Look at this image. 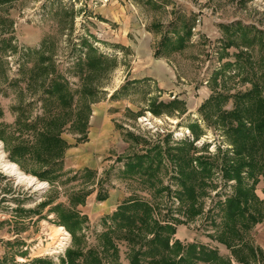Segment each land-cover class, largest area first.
I'll list each match as a JSON object with an SVG mask.
<instances>
[{
  "label": "rangeland",
  "instance_id": "1",
  "mask_svg": "<svg viewBox=\"0 0 264 264\" xmlns=\"http://www.w3.org/2000/svg\"><path fill=\"white\" fill-rule=\"evenodd\" d=\"M107 2L102 0L100 4H109ZM119 2L128 6L137 18L140 35H130L133 50L126 47L128 40H122L124 31H120V26L96 14V0H10L4 3L0 0V131L5 130L0 136L7 141L1 139L0 143L6 160L44 184L35 187L19 183L0 167V261L14 257L16 264H25L36 258H51L56 264H62L72 236L70 234L65 248H49L56 240L55 229L60 227L56 224V214L50 210L59 204L69 209L72 195L82 192L90 195L84 206L76 207L82 216L88 217L79 234L84 235L81 247L85 250L99 248V237L106 230L102 220L108 216L105 210L108 202L101 204L97 198L100 192L112 196L114 204L133 197L149 203L155 209L156 219L176 228L172 241L209 246L227 263L240 264L224 242H219L221 236L227 240L223 234L232 226L219 204L234 193V182L225 185L222 172L218 171L212 184L207 181L212 188L206 185L200 189L195 203L190 205L185 199V189L177 184L178 171L168 162L157 176L158 182L143 174L127 176L125 164L129 157L143 154L146 148L164 147L166 138L172 144L185 140L194 142L189 126L195 122L201 126L203 134L195 143L196 155L214 156L221 148L222 152L233 156L230 142L221 129H209L199 109L215 89L224 91L221 88L225 83L231 94L251 88L245 83L246 78L258 77L260 84H264V65H259L264 61V0ZM186 29L191 30L189 39L179 41L177 38L182 37V33L187 35ZM226 29L233 33H227ZM243 31H249L248 39L257 38L253 47L244 45ZM229 41L236 45L227 48ZM84 42L95 52L84 46ZM38 50H42V55H31L30 52ZM223 52L229 56L224 57ZM240 52L253 57V67L245 72L234 68L227 75L232 77L223 76V79L221 76L214 80L224 64L234 63L233 55ZM43 56L51 60L44 62ZM96 56L106 69L96 70ZM92 62L91 68L89 63ZM50 66L68 81L74 101H79L78 112L88 115L84 109L91 108L85 138L72 132L75 129L71 124L63 131L62 137L70 148L65 153L63 167L49 176L52 183L33 174L32 170L44 168H38V162L29 159L30 156L22 158L17 154L12 158V148L21 139L30 137L29 133L17 130V119L23 110L28 123L49 116L50 111L61 115L65 110L57 95L45 93L52 74L41 72L42 68ZM82 86L89 94L97 92V97L79 96ZM175 99L184 105L161 109L164 111L159 115L153 113V104L170 103ZM231 107L229 104L228 108ZM62 117L59 121H63ZM128 134L143 140L142 145L136 146V141ZM206 147L208 153L204 151ZM259 180L256 195L263 202L256 207L264 216V179ZM48 202L50 205L43 207ZM261 224L252 231L254 254H249L248 250L239 253L247 264H264V251L254 237ZM117 245L119 259L113 261L131 264V252L140 248L126 241ZM156 256H148L142 264H155L165 255ZM167 256L179 260L176 255Z\"/></svg>",
  "mask_w": 264,
  "mask_h": 264
},
{
  "label": "trees",
  "instance_id": "2",
  "mask_svg": "<svg viewBox=\"0 0 264 264\" xmlns=\"http://www.w3.org/2000/svg\"><path fill=\"white\" fill-rule=\"evenodd\" d=\"M9 1L1 0L3 3ZM226 30L227 33H233L231 29ZM186 34L182 33L183 36L177 39L179 41L188 40L191 30L186 29ZM248 34L249 31H243L244 45L253 47L257 38L250 40ZM235 45V42L229 41L226 47L231 48ZM84 46L88 47L91 52H95L88 43L84 42ZM41 51L30 53L32 56L37 57L42 55ZM223 53L224 57L229 56V53ZM233 56L235 62L224 64L223 70L216 74L214 80H219L221 76L223 79L232 77L227 75L229 74L228 71L234 68H239L242 72H245V70L253 67L252 56L242 52ZM42 58L44 62L51 60L50 58H44V56ZM93 63H89V67L92 68ZM262 63L264 65V61H260L259 65L262 66ZM105 67L107 66L96 56V70L102 71L106 69ZM48 73L52 74V77L49 86H46L45 93L51 96L57 95L65 110L61 115L57 114L56 111H50L47 114L49 116L38 118L35 123H28L25 110H23L17 119V130L20 129L25 133H29L30 137L26 138L27 140L21 139L20 143L12 148V158L17 154H21L22 158L30 156L29 159L38 162V168H44L38 171L32 170L33 174L44 181L52 183L49 176L57 168L63 167L65 153L70 148L67 141L62 137L63 131L71 124V128L75 129L72 132L85 138L91 108L84 104L85 109L81 108L82 105L79 107L86 110L88 115L80 110L78 112L77 105L79 101H74L72 89L66 78L57 73L53 66L42 68L41 74L47 75ZM262 76L264 77V74ZM254 78L245 79V83L251 85L249 90L234 94H231L230 89L225 87L227 85L225 83V86L221 88L224 91L215 89L212 96L199 109V114L203 117L209 129L211 127L215 130L221 129L220 131H222L226 140L230 142L232 147L230 150H233V156L229 152H222L221 148L214 156L196 155L198 150L195 143L201 139L203 134L200 129L201 126L195 122L189 126L194 136V142L185 140L172 144L171 140L166 138L164 147L155 145L146 148L142 150L143 154L129 157L125 164L127 176L143 174L152 181L158 182L157 176L166 168L165 165L168 162L173 166L174 171H178L177 184L185 189V199L189 200L190 205L195 203L200 189L206 187V185L208 188L211 187L212 181L218 177V174L216 175L218 171L222 172L221 177L225 185L234 182V193L224 203L219 204L228 224H232V226L226 228L223 234L227 240H224L221 236L219 242L222 244L224 242V245L237 260L236 262L240 264H247L248 262L240 257L239 253L248 250L249 254H254L251 247L252 231L257 224L264 221L263 214L256 207L258 203L263 202L256 195V188L260 182V177L264 179V84H260L261 80L258 77ZM88 94L89 91L83 86L78 92V95L82 98H87ZM89 95L97 97V92H90ZM79 99L81 100V98ZM229 104H232L230 109L228 108ZM179 105L184 104L178 99L170 103L158 102L153 104L152 111L155 115H159L164 111H161V109L177 108ZM62 116L64 117L63 121H59ZM41 127L43 128L41 129ZM50 127H53V130H49ZM77 128L80 130H77ZM129 136L136 141V146L142 145L143 140H138L133 135ZM1 139L2 136H0ZM2 140L7 143L6 139ZM204 151L208 153V147L204 148ZM89 173L95 175L92 171ZM207 181H211V184L209 185ZM167 190L171 192L170 188H167ZM89 195L90 193L84 192L74 194L69 209L59 204L50 210L51 213L56 214V224L64 227L72 236V244L65 251L64 259L61 261L62 264H117L113 261L119 259L120 250L117 242L123 241L140 248L138 251L133 250L131 252L133 255V258L130 257L131 264H142L144 261L146 262L148 256L155 257L158 254L165 256H161L162 258L157 260L155 264L227 263L225 259L219 256L217 250L209 246L195 243L184 245L179 240L172 241L173 236L176 234V228L167 221H164L167 224H162L154 216L155 209L149 203L136 197L125 200L112 215L104 217L102 224L106 230L99 237V248L85 250V247H81L84 235L79 234L82 233L84 225L88 222V217L82 216L76 207L79 205L84 206ZM97 198L100 202H104L108 196L99 192ZM48 205H50V202L43 207ZM144 247H147V249L142 250ZM258 253L262 252L258 251ZM169 254L178 256L179 260L168 258L167 255ZM144 257L145 259L141 262ZM0 264L16 263L14 257H11L0 261ZM25 264L56 263L51 258H36ZM227 264H230V262Z\"/></svg>",
  "mask_w": 264,
  "mask_h": 264
},
{
  "label": "crops",
  "instance_id": "3",
  "mask_svg": "<svg viewBox=\"0 0 264 264\" xmlns=\"http://www.w3.org/2000/svg\"><path fill=\"white\" fill-rule=\"evenodd\" d=\"M116 0H108L107 3L109 4H100L102 3V0H96L97 2V7H96V14L100 15L102 18L105 20H109L112 23L116 24L117 26H120L119 29L121 31H124L122 34V40L124 41H129L125 42L126 47H130V49L133 48V41L130 40V35L133 37L139 36L140 32L139 26L136 22V15L133 13L128 6H123L118 0L116 1L118 5L115 4ZM136 30V31H135ZM136 33V34H135ZM136 35V36H135ZM144 38V35L142 36ZM138 40V38H136ZM133 50V49H132ZM114 198L112 196H108V198L104 201L101 202V204L107 205L108 202V207L105 208L106 210V215H112L117 208L122 204L117 203L114 204ZM105 214V213H104ZM255 240L258 246L264 251V224H261L260 228L256 229L255 232Z\"/></svg>",
  "mask_w": 264,
  "mask_h": 264
},
{
  "label": "bare ground",
  "instance_id": "4",
  "mask_svg": "<svg viewBox=\"0 0 264 264\" xmlns=\"http://www.w3.org/2000/svg\"><path fill=\"white\" fill-rule=\"evenodd\" d=\"M0 167L3 169L5 173L16 179L19 183H27L30 186L36 185L35 187L44 186V184L38 182L35 178L24 174L15 163H11L10 161L6 160L4 156V152L2 151L1 143H0ZM55 234H56V240L49 245V248L53 250H60L65 248V246L70 240V234L63 227L56 228Z\"/></svg>",
  "mask_w": 264,
  "mask_h": 264
}]
</instances>
